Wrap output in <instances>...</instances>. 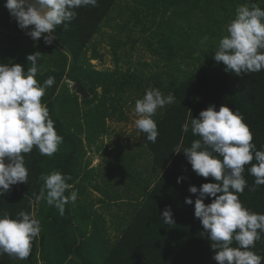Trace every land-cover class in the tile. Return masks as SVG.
Masks as SVG:
<instances>
[{
	"label": "trees",
	"instance_id": "1",
	"mask_svg": "<svg viewBox=\"0 0 264 264\" xmlns=\"http://www.w3.org/2000/svg\"><path fill=\"white\" fill-rule=\"evenodd\" d=\"M117 1L97 0L95 7L89 5L77 8L75 18L65 22L67 27L65 24L56 27L53 35L67 50L69 58L64 51L53 49L43 39H38L45 50L37 61L36 79L43 84L48 77L55 78V83L45 90L41 102L47 106L57 134L63 137V141L51 157L41 155L35 146L30 153L23 154L29 172L27 183L12 185L0 197V216L7 214L16 219L18 213L24 211L34 214L41 225L40 235L34 238L27 259L20 260L3 254L0 255V264H217L212 258L215 255V249L211 247L213 241L208 238L199 218L194 216V202L199 192L193 194L188 190L190 186L199 189L203 183L216 181L212 177L197 175L183 150L176 153L174 149L177 145L190 147L193 140L200 139L191 131V118H199V113L209 106H214L218 111L224 105L230 110L239 111L253 135L252 143L256 150L264 151V69L237 75L226 71L223 62L215 61L214 56L205 54L201 64L172 77L167 84L159 79L150 86V79L134 75L128 69L115 77L99 71L83 59L82 50L89 38L101 29L103 20ZM244 1L134 0L136 4H143L152 17L172 8L174 19L184 21L187 26L199 11L213 14L212 9H207L212 6L235 15L236 9ZM260 8L264 9V6ZM172 21L174 25L176 21ZM212 21L214 25L209 30L220 35L218 30L221 24L218 25L216 19L212 18ZM138 23H141L140 20ZM159 24L166 26L163 17L159 18ZM174 33L178 34V31L171 29L170 34L163 35L159 40L172 65L177 57L183 58V53L191 56L198 48L194 40L180 44L181 40L184 42L181 36L175 42L170 40ZM155 35L158 36V33ZM149 42L152 43L151 40ZM113 44L112 53L116 56L122 43H116L114 39ZM37 48L29 36L0 30V64H20L27 71L31 67L27 56ZM92 53L95 56L94 44ZM175 68L180 69L179 66ZM64 79L78 83L90 93L89 97L80 100L82 107L78 104L76 94L67 93L66 84L60 90V83ZM143 82L145 87L141 86ZM99 87L100 93L97 92ZM148 87L158 89L164 96L172 93L175 101L166 105L154 118L159 132L155 143L148 141L146 134L140 132L141 146L148 152L150 167L156 174L150 183L147 179L143 184L140 183L143 179L140 175L133 179L136 188L133 189L132 203L126 202L128 218L111 240L104 218L85 203L89 200H83L86 186L91 184L99 189L95 178L105 175L100 169H94L97 166H90L83 140L85 143H95L97 135L107 130L106 118L116 115L120 119L123 117L121 100L129 97V94H136L140 99V94ZM185 122L189 123L187 132L182 131ZM123 157L117 152L113 153L111 162H121ZM119 164L126 170H133L128 163ZM250 167L251 164L245 165L242 175L246 187L243 193L237 195L249 211L264 214V185H255L256 178L250 174ZM52 171L71 176V180L66 182L72 187L66 190L65 196H70L75 190L77 197H83L77 202L69 200L62 216L58 209L49 206L46 199L41 198L44 189L41 177ZM178 177L181 178L179 183ZM100 179L103 180L102 177ZM148 183L149 187L146 186ZM185 198L192 199L193 204H186ZM134 199L137 200L135 203ZM213 199L205 197L203 202L207 205ZM166 207L171 209L173 224L163 222L162 212ZM231 247H238V243L233 240ZM250 250L264 256V233Z\"/></svg>",
	"mask_w": 264,
	"mask_h": 264
},
{
	"label": "clouds",
	"instance_id": "2",
	"mask_svg": "<svg viewBox=\"0 0 264 264\" xmlns=\"http://www.w3.org/2000/svg\"><path fill=\"white\" fill-rule=\"evenodd\" d=\"M97 0H6L5 8L17 21L20 29L33 26L26 34L35 40L43 36L44 43L51 45L56 38V27L75 18V9L93 6ZM228 35L219 40L214 60L223 62L226 71L247 75L264 69V9L240 6L227 25ZM40 53L29 54L31 67L23 70L20 64H0V197L12 185L27 183L28 169L24 155L35 146L41 155L51 157L57 152L63 137L57 134L49 110L41 102L45 90L55 83L48 77L38 83L37 61ZM172 93L164 96L158 89H147L135 102L134 113L138 117L135 126L146 134L148 141L155 143L159 135L152 118L158 108L172 104ZM191 131L200 139L193 140L190 147L177 145L174 152L183 150L192 170L199 176L212 177L214 183H203L199 189L190 186V193L199 192L194 202V216L199 218L215 249L212 257L217 264H262L264 256L253 252L255 242L264 233V214L245 208L238 193H243L246 180L245 165L251 164L249 172L256 179L255 185H264V151L256 150L253 135L243 122L239 111L221 105L219 110L209 106L199 113V118L190 119ZM189 130V123L182 131ZM255 160L256 163H252ZM44 189L41 198L49 206L64 214L69 200L75 202L77 191L65 196L71 185L59 171L43 175ZM180 177L177 182H180ZM46 190V197H45ZM205 197H214L211 203ZM186 204L193 200L185 198ZM163 222L173 224L171 209L162 212ZM40 221L34 214L21 211L13 219L7 214L0 216V255L8 254L20 260L31 253L34 238L40 235ZM235 240L238 247H231Z\"/></svg>",
	"mask_w": 264,
	"mask_h": 264
},
{
	"label": "rangeland",
	"instance_id": "3",
	"mask_svg": "<svg viewBox=\"0 0 264 264\" xmlns=\"http://www.w3.org/2000/svg\"><path fill=\"white\" fill-rule=\"evenodd\" d=\"M5 2L6 0H0V30L8 34L28 36L26 33L33 26H28L23 30L20 29L18 24L15 23L17 22L15 18L5 8ZM258 5L260 7L261 5L264 6V0H245L242 4V6L249 8ZM207 9H212L213 14L199 11L197 14L195 13L191 24L187 26L184 21L174 19L172 8H168L164 11V14L156 13L152 17L143 4H136L134 0H118L109 11L108 17L103 20L101 29L87 41L82 50L84 53L83 59H86L93 68L108 72L113 77L117 76L118 73H125L128 69L134 75L150 79V86H153L154 82L159 79L167 84L172 77L182 75L192 66L196 67L201 64L204 61L205 54L214 56L219 40L228 35L227 25L235 15H230L217 6ZM161 17L166 21L165 27L159 24V18ZM168 18L174 20V22L176 21L177 24L174 23L173 25V21ZM212 18L218 20V25L221 24L218 30L220 35L209 30L214 25ZM138 20L141 23H138ZM171 29L178 31L179 35L174 33L170 40L172 39L175 42V40H180L181 36L182 39L184 38V42L181 40L180 44L194 40L198 45L197 51L193 52L191 56L183 53V58L179 59L177 57L175 62H172L174 65L169 62L167 52L162 48V44H159L162 43L159 40L163 38V35L170 34ZM156 32L158 36L162 35V37L155 35ZM40 39H43V36ZM114 39L116 43H122L117 49L116 56L112 53L113 46H115L113 44ZM150 40L152 43L149 42ZM33 43L38 48L33 49L32 54L36 52L43 53L45 48L40 46L39 40H33ZM93 44L95 56L92 53ZM49 46L64 51L69 58L67 50L56 39ZM176 66H179L180 69H176ZM154 73H156L155 77H153ZM65 84L66 86H64ZM63 86L67 93H70L69 95L73 93L77 95L80 107H82L80 100L90 96V93L76 82L64 79L60 83V90ZM141 86L145 87V83L143 82ZM147 89L149 87L143 90L139 98L144 96ZM97 92H101L100 87L97 88ZM137 99L136 94H129V97L126 96L121 100L123 102V117L120 119L119 115H116L106 118L107 130L105 133L97 135L95 143H85V140H83L90 166H97L94 169H100L105 175H98L95 178L100 187L99 189H95L91 184L87 185L84 199L78 196L76 202L80 199L89 200L85 203L104 218L105 228L111 240L120 232L125 224V219L128 218L126 202L132 203L133 189L136 188L133 179L140 175L143 177L140 183L143 184L145 179L150 183V179L156 174L150 167L151 162L148 152L141 146V131L135 126V120L138 118L134 113ZM163 108H158L152 118L157 117ZM116 152L124 157L121 162L114 161L113 164L111 162L112 155ZM119 163L130 164L133 170H126ZM106 172H108L107 175ZM100 177L103 178L102 181ZM91 183L93 182L91 181ZM149 183L146 186L149 187ZM137 200L134 199V203Z\"/></svg>",
	"mask_w": 264,
	"mask_h": 264
},
{
	"label": "crops",
	"instance_id": "4",
	"mask_svg": "<svg viewBox=\"0 0 264 264\" xmlns=\"http://www.w3.org/2000/svg\"><path fill=\"white\" fill-rule=\"evenodd\" d=\"M15 23H17V22H15Z\"/></svg>",
	"mask_w": 264,
	"mask_h": 264
}]
</instances>
